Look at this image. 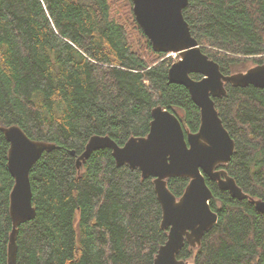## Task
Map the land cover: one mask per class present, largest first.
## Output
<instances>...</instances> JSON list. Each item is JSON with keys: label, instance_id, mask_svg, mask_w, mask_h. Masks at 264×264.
I'll return each mask as SVG.
<instances>
[{"label": "trees", "instance_id": "trees-1", "mask_svg": "<svg viewBox=\"0 0 264 264\" xmlns=\"http://www.w3.org/2000/svg\"><path fill=\"white\" fill-rule=\"evenodd\" d=\"M182 15L224 75L264 63V0H188ZM173 61L152 50L131 0H0V126L54 145L30 169L35 215L17 227L16 264H153L168 229L160 227L152 177L118 166L110 149L92 151L79 168L75 159L93 135L118 146L145 136L157 106L197 132L199 108L184 86L168 81ZM224 87L213 102L234 151L216 169L247 197L234 198L205 176L217 221L199 245L184 241L176 258L264 264V213L253 203L264 201V88ZM8 147L0 132V264L8 263L11 232ZM187 183L166 179L176 198Z\"/></svg>", "mask_w": 264, "mask_h": 264}, {"label": "water", "instance_id": "water-1", "mask_svg": "<svg viewBox=\"0 0 264 264\" xmlns=\"http://www.w3.org/2000/svg\"><path fill=\"white\" fill-rule=\"evenodd\" d=\"M132 13L152 50L177 54L167 70L170 83L184 86L199 108L200 124L197 132L184 130L177 117L157 106L152 109L149 131L142 137H130L118 146L107 135L91 136L84 151L75 159L76 167L97 149H110L118 166L127 164L138 168L141 177H152L154 190L162 210L160 227L168 229L167 239L154 257L153 264H192L179 260L176 254L187 241L199 245L204 232L213 227L217 214L210 209L211 191L205 176L216 182L237 199L247 195L235 180L218 164L230 160L234 142L224 128L214 107L213 98L226 93L224 84L234 87L264 88V63L228 75L221 73L219 65L209 59L191 36L182 10L188 0H131ZM200 74L198 80L190 74ZM0 132L9 144L7 168L13 178L9 192L11 232L8 243V263L16 264L15 236L17 227L31 220L35 208L31 203L29 173L44 150L53 144L29 139L17 126H0ZM74 155V152H70ZM186 177L188 183L179 198L169 191L166 179ZM255 208L264 213V201L253 200Z\"/></svg>", "mask_w": 264, "mask_h": 264}, {"label": "rangeland", "instance_id": "rangeland-1", "mask_svg": "<svg viewBox=\"0 0 264 264\" xmlns=\"http://www.w3.org/2000/svg\"><path fill=\"white\" fill-rule=\"evenodd\" d=\"M168 56H171V58H172L174 61L178 59V55H177V54H173V53H171V54H168Z\"/></svg>", "mask_w": 264, "mask_h": 264}]
</instances>
